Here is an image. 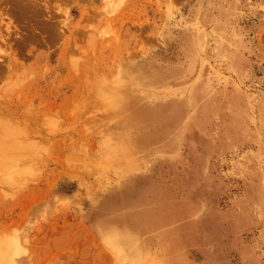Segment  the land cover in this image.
Segmentation results:
<instances>
[{
  "label": "rangeland",
  "instance_id": "374dc122",
  "mask_svg": "<svg viewBox=\"0 0 264 264\" xmlns=\"http://www.w3.org/2000/svg\"><path fill=\"white\" fill-rule=\"evenodd\" d=\"M30 1L0 0V264H264V0Z\"/></svg>",
  "mask_w": 264,
  "mask_h": 264
},
{
  "label": "bare ground",
  "instance_id": "6f19581e",
  "mask_svg": "<svg viewBox=\"0 0 264 264\" xmlns=\"http://www.w3.org/2000/svg\"><path fill=\"white\" fill-rule=\"evenodd\" d=\"M6 1H7V0H6ZM20 1H22V0H20ZM29 1H30V0H29ZM18 2H19V1H18ZM25 2H26V1H25ZM27 2H28V1H27ZM30 2H31V1H30ZM30 2H29V7H31V6H30ZM22 3H23V2H22ZM23 7H25V5H24ZM26 7H27V3H26ZM26 7H25V8H22V9H26ZM29 7H28V8H29ZM33 7H34V6H33ZM4 9H5V8H4ZM22 9H21V10H22ZM1 10H2V9H1ZM21 10H20V11H21ZM18 11H19V10H18ZM24 11H25V10H24ZM48 16H49V15H48ZM9 17H10V16H9ZM10 18H11V17H10ZM12 20H13V19H12ZM10 22H11V20H10ZM59 24H60V23H59ZM19 25H20V24H19ZM45 25H46V24H45ZM59 27H60V26H59ZM59 27H58V28H59ZM9 28H11V27H9ZM9 28H8V30H9ZM61 28H62V27H61ZM0 29H1V28H0ZM6 29H7V28H6ZM59 29H60V28H59ZM62 29H63V28H62ZM8 30H7V31H8ZM60 32H61V31H60ZM1 33H2V32H0V35H1ZM2 36H3V35H1L0 37L2 38ZM1 60H2V59H1ZM0 62H1V61H0ZM7 62H8V61H7ZM1 64H2V63H1ZM3 64H4V63H3ZM6 64H7V63H6ZM6 64H5V65H6ZM5 65H4V66H5ZM4 66L2 67V65H1V67H0V76H1V74H4V72H3V70H5V69H4ZM5 68H6V66H5ZM2 69H3V70H2ZM0 164H1V163H0ZM0 167H1V166H0Z\"/></svg>",
  "mask_w": 264,
  "mask_h": 264
}]
</instances>
